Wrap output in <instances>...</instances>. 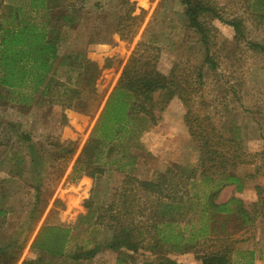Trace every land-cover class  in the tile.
Listing matches in <instances>:
<instances>
[{"label":"trees","instance_id":"trees-1","mask_svg":"<svg viewBox=\"0 0 264 264\" xmlns=\"http://www.w3.org/2000/svg\"><path fill=\"white\" fill-rule=\"evenodd\" d=\"M84 1H0V90L7 92L11 104L26 108L47 102L78 112L74 103L82 104L85 94L94 95L101 71L95 60L87 58L83 49H72L65 55L59 51L62 30L78 25L79 6ZM178 2L184 8L189 29L199 37L205 55L202 66L184 73L173 65L163 73L152 46L138 47L130 54L72 168L71 179L78 180L77 184L63 190L64 194L78 190L75 194L84 196L79 202L83 213L76 227L86 234L85 243L70 253L72 230L46 223L30 246L40 257L22 264L89 263L102 250L116 254L115 264H179L168 255L188 254L195 264H253L252 252H237L234 247L242 234L264 220V188H255L256 200L251 205L235 196L218 202L226 188L243 192L244 178L237 170L250 164L249 155L238 129H218L214 120L198 111L203 67L215 71L217 66L211 54L218 30L213 23L231 28L235 39L245 41L243 20L224 18L211 0ZM122 4L129 5V1L122 0ZM133 11L134 4L129 9ZM254 16L264 18V14ZM247 44L253 52L264 51L262 45ZM59 68L69 74L66 81L58 78ZM174 104L184 110L188 136L199 151L197 164L193 168L172 166L150 180L128 177L120 189L99 202V177L105 172L99 161L105 150L109 153L111 147H117L123 154L137 149L139 135L148 125L156 126ZM62 118L65 126V115ZM50 146L67 162L76 143L56 140ZM57 205L62 206L59 199L54 203ZM102 229L110 237L100 243L97 235ZM22 251L18 242L0 245V264H17Z\"/></svg>","mask_w":264,"mask_h":264},{"label":"rangeland","instance_id":"rangeland-1","mask_svg":"<svg viewBox=\"0 0 264 264\" xmlns=\"http://www.w3.org/2000/svg\"><path fill=\"white\" fill-rule=\"evenodd\" d=\"M128 1L129 5L122 4V0H85L79 6L78 25L62 30L60 55L86 50L87 58L95 60L101 69L94 95L85 94L82 104L74 103L78 112L47 102L19 108L7 100V92L0 90V212L4 213L0 216V245H22L17 264L40 257L30 246L46 223L72 230L70 253L85 243L86 234L76 227L83 213L79 202L84 196L75 194L78 190L69 194L63 190L77 184L78 180L71 179L72 168L130 54L138 47L152 46L163 73H168L173 65L188 73L203 64L205 55L199 37L189 29L178 0ZM211 1L224 18L243 20L246 40L235 39L231 28L213 23L218 30L211 54L217 66L215 71L203 67L202 104L198 111L214 120L218 129H238L249 155L250 164L237 170L244 178L243 192L226 188L218 202L235 196L251 205L256 200L255 188H264V51H251L247 41L264 46V18L254 16L264 14V0ZM120 19L123 20L118 32ZM108 63L109 67H105ZM64 71L59 68L57 76L66 81L69 74ZM183 113L180 105L169 106L156 126L148 125L139 135L137 149L123 154L117 147H111L109 153L105 150L99 161L105 171L99 177V202L120 189L128 177L150 180L172 166L193 168L197 164L199 151L188 136ZM56 140L76 143L67 162L50 146ZM57 199L62 206H54ZM102 231L97 235L100 243L110 237L106 229ZM238 240L235 251L252 252L253 264L264 263V220L257 221ZM168 256L179 264H195L189 254ZM115 259V253L104 250L83 264H115Z\"/></svg>","mask_w":264,"mask_h":264},{"label":"crops","instance_id":"crops-1","mask_svg":"<svg viewBox=\"0 0 264 264\" xmlns=\"http://www.w3.org/2000/svg\"><path fill=\"white\" fill-rule=\"evenodd\" d=\"M102 251H104V250H102ZM102 251H101V252H102ZM101 252H100V253H101Z\"/></svg>","mask_w":264,"mask_h":264}]
</instances>
